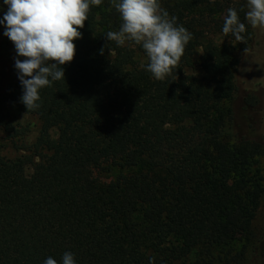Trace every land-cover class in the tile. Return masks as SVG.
I'll use <instances>...</instances> for the list:
<instances>
[{
  "label": "trees",
  "instance_id": "16d2710c",
  "mask_svg": "<svg viewBox=\"0 0 264 264\" xmlns=\"http://www.w3.org/2000/svg\"><path fill=\"white\" fill-rule=\"evenodd\" d=\"M167 0L161 6L193 34L164 81L146 70L142 46L104 36L122 23L110 0L92 6L65 80L40 90L27 112L14 67L0 90V128L13 107L40 121L35 142L16 158L0 155V264H244L264 197L258 157L264 145L237 134L233 102L239 56L254 31L245 3ZM176 2V3H175ZM232 5V6H231ZM229 8L247 44H215ZM7 6L0 0V19ZM0 25V62L14 44ZM103 48V54L100 50ZM201 55V76L186 75ZM23 59V58H20ZM56 129L58 137L51 132ZM117 171L109 181L102 172ZM253 242V243H252Z\"/></svg>",
  "mask_w": 264,
  "mask_h": 264
},
{
  "label": "clouds",
  "instance_id": "9594fccd",
  "mask_svg": "<svg viewBox=\"0 0 264 264\" xmlns=\"http://www.w3.org/2000/svg\"><path fill=\"white\" fill-rule=\"evenodd\" d=\"M122 23L118 31L104 36L117 46L126 42L142 46L148 63L146 70L157 81L172 76L179 67L186 46L193 34L177 25V17L161 6L160 0H110ZM7 11L0 19L3 35L15 47L14 67L22 87L20 102L27 112L40 108V90L51 87L54 81L65 80L64 66L74 60L76 44L82 39L85 22L92 6L102 0H3ZM246 20L253 29L264 31V0H247ZM237 10L229 8L224 17L222 33L231 34L236 42L247 44ZM103 54V48L100 50ZM250 49H244V55ZM23 59H20V58ZM250 70V69H244ZM43 264H58L52 257ZM62 264H76L71 252H65ZM151 264V262H150Z\"/></svg>",
  "mask_w": 264,
  "mask_h": 264
},
{
  "label": "rangeland",
  "instance_id": "374dc122",
  "mask_svg": "<svg viewBox=\"0 0 264 264\" xmlns=\"http://www.w3.org/2000/svg\"><path fill=\"white\" fill-rule=\"evenodd\" d=\"M167 0H160L162 5ZM178 1V0H177ZM220 5L226 4L224 1L216 0ZM227 1V0H226ZM233 7L238 4L245 3L247 0H230ZM176 3V2H175ZM231 5V6H232ZM227 12L216 15L218 20L215 34H208L207 37L215 44L221 42H229L222 33L224 17ZM254 43L250 52L239 56L240 64L236 73L237 93L233 102L234 124L237 134L245 138L259 141L264 145V31L253 29ZM9 61L7 63L0 62V90L2 86L10 82L13 76L16 52L15 48L11 51ZM201 49H198L197 55L194 57L196 66L193 69H185L186 75L201 76L202 72L198 67ZM22 58V57H21ZM250 69V70H244ZM6 120L19 131H24L23 135L10 138L11 133H7L0 128V155L6 158H16L24 154V147L31 146L40 131V121L37 117L25 114L12 106L5 111ZM54 139L58 137V131L54 129L51 132ZM261 176L264 178V154L258 157V165ZM118 175L117 171L102 172L99 174L101 181H109ZM253 232L255 234L254 245L248 250L244 264H264V197L257 212V216L253 222ZM253 243V242H252Z\"/></svg>",
  "mask_w": 264,
  "mask_h": 264
}]
</instances>
